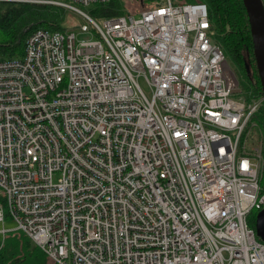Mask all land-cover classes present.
<instances>
[{"label":"built area","instance_id":"obj_1","mask_svg":"<svg viewBox=\"0 0 264 264\" xmlns=\"http://www.w3.org/2000/svg\"><path fill=\"white\" fill-rule=\"evenodd\" d=\"M110 2L0 0L63 8L91 36L38 30L0 60V224L50 264H264V158L245 145L264 97L235 99L206 4L103 27L81 9Z\"/></svg>","mask_w":264,"mask_h":264},{"label":"trees","instance_id":"obj_2","mask_svg":"<svg viewBox=\"0 0 264 264\" xmlns=\"http://www.w3.org/2000/svg\"><path fill=\"white\" fill-rule=\"evenodd\" d=\"M206 4L210 13L211 37L227 61L239 67L245 77L240 85L242 97L248 103L263 98L262 86L253 54V41L247 12L242 0H191ZM139 9L146 7L138 0ZM126 5L119 0L97 4L90 13L98 18H113L126 14ZM85 11V8H81ZM86 12V11H85ZM75 14L60 7L38 4L0 3V60L22 59L30 35L38 30L73 32L66 25L67 14ZM89 14V13H88ZM90 15V14H89ZM92 17V16H91ZM256 67V68H255ZM262 138L264 158V102L253 116ZM264 187V164L261 178ZM0 201H6L0 192ZM257 212H252L249 223L255 228ZM7 218L9 215L7 213ZM46 254L22 232L12 231L0 243V264H48Z\"/></svg>","mask_w":264,"mask_h":264},{"label":"rangeland","instance_id":"obj_3","mask_svg":"<svg viewBox=\"0 0 264 264\" xmlns=\"http://www.w3.org/2000/svg\"><path fill=\"white\" fill-rule=\"evenodd\" d=\"M119 1L122 4L126 5V7H127L126 13H135L136 17L139 16L140 9H139L138 5H136V2L138 3V0H119ZM166 1L167 0H145V4L147 7H153V6L158 5L159 3H165ZM173 1H174L175 5L183 4L184 2L192 3L191 0H173ZM95 6L96 5L85 8V11L87 13H89L90 16H92V18L99 24V26L103 27L105 20L108 18H98V17L92 15L90 13V11L93 10L95 8ZM83 24H89V22L86 19H84L83 17H81L80 15L71 14V13L67 14L66 25L68 28L72 29V31L77 35L78 40H80V41L91 38L90 35L83 34L81 32V26ZM228 64L230 65L232 71L235 73V75L238 79V82L241 84L243 81H245V77H244L242 70L239 67H237L235 64L229 63V61H228ZM256 70H257V68H256ZM145 90L148 93V90L147 89H145ZM241 95H242V92H241V94L236 96L235 99L243 100L244 98ZM245 145H246L247 152L251 155H254L255 152L262 150V148H263L262 138H261L260 130H259V127L257 126V124L250 122L249 127H248V131H247V136L245 139ZM257 214H258V212H257ZM257 214H256V217H257ZM255 223H256V218H255ZM16 228H17L16 223L14 221H12L10 218H7V220L5 221L4 224H0V231L5 229L8 232H12V231L16 230ZM3 242H4V237L2 235H0V243H3ZM48 264H50V263H48Z\"/></svg>","mask_w":264,"mask_h":264},{"label":"water","instance_id":"obj_4","mask_svg":"<svg viewBox=\"0 0 264 264\" xmlns=\"http://www.w3.org/2000/svg\"><path fill=\"white\" fill-rule=\"evenodd\" d=\"M242 1L249 20L253 41V54L264 97V7L261 0ZM241 92V88H238L234 93L239 95ZM255 230L257 236L264 242V210L257 214Z\"/></svg>","mask_w":264,"mask_h":264}]
</instances>
